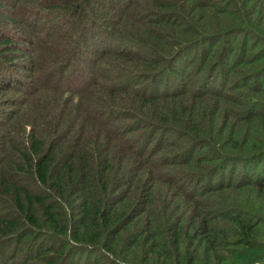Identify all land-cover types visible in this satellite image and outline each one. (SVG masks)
Returning <instances> with one entry per match:
<instances>
[{
	"label": "trees",
	"instance_id": "1",
	"mask_svg": "<svg viewBox=\"0 0 264 264\" xmlns=\"http://www.w3.org/2000/svg\"><path fill=\"white\" fill-rule=\"evenodd\" d=\"M0 264H264V0H0Z\"/></svg>",
	"mask_w": 264,
	"mask_h": 264
},
{
	"label": "rangeland",
	"instance_id": "2",
	"mask_svg": "<svg viewBox=\"0 0 264 264\" xmlns=\"http://www.w3.org/2000/svg\"><path fill=\"white\" fill-rule=\"evenodd\" d=\"M97 92L100 93V92H102V90H100V89L99 90H95L94 93H97Z\"/></svg>",
	"mask_w": 264,
	"mask_h": 264
}]
</instances>
